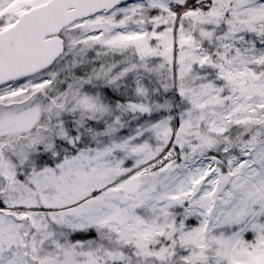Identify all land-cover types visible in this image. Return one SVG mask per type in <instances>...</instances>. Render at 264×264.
Here are the masks:
<instances>
[{"label":"snow or ice","instance_id":"snow-or-ice-1","mask_svg":"<svg viewBox=\"0 0 264 264\" xmlns=\"http://www.w3.org/2000/svg\"><path fill=\"white\" fill-rule=\"evenodd\" d=\"M0 264H264V0H0Z\"/></svg>","mask_w":264,"mask_h":264}]
</instances>
